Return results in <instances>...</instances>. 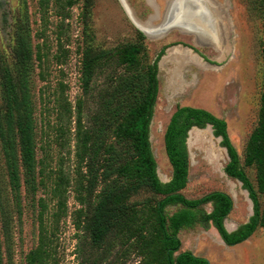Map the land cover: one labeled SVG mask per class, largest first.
Returning a JSON list of instances; mask_svg holds the SVG:
<instances>
[{"label":"rangeland","instance_id":"374dc122","mask_svg":"<svg viewBox=\"0 0 264 264\" xmlns=\"http://www.w3.org/2000/svg\"><path fill=\"white\" fill-rule=\"evenodd\" d=\"M124 1L143 24L157 10V17L150 20L155 28L165 26L173 0ZM206 1L207 14L213 17L210 29L217 30L219 45L211 40L209 31L189 30L186 21L171 30L145 35L128 18L119 0H93L89 12L84 0H0V68L2 64L14 67L13 50L21 35H29L34 51L31 90L37 160L36 192L27 191L21 176L22 186L16 193L10 184L1 136L6 125L0 86V227L6 231L2 264H27V256L39 245L42 228L50 241L48 264H141L138 250L121 244L113 234L99 245L86 237L82 252L77 250L74 222L83 224L89 212L88 204H81L89 200L81 188V183L87 185L83 141L97 127L94 117L99 113L101 96L113 90L112 75L124 73L123 66L110 61L96 71L85 94L82 61L86 47L116 53L126 44L142 43L149 62L166 48L158 62L159 92L150 126L151 149L162 182L170 181L173 172L165 150L166 128L177 108L188 106L205 109L227 122L230 140L256 184V170L245 164V153L257 125L264 89L263 9L259 0ZM183 50H189L197 62L185 66L186 85L174 93L166 87L167 72L162 64L170 53ZM107 139L115 144L112 135ZM188 152L189 180L182 194L188 199L215 191L229 194L234 205L225 225L230 232L236 231L252 217L254 205L242 183L224 171L229 157L222 138L216 137L211 127H195L190 132ZM160 199L162 196L142 190L130 202L140 208ZM180 208L168 206L166 213L172 215ZM200 209L210 213L213 207L206 204ZM178 237L180 252L191 251L210 264H264L263 228L236 246H227L211 225L182 229Z\"/></svg>","mask_w":264,"mask_h":264},{"label":"trees","instance_id":"16d2710c","mask_svg":"<svg viewBox=\"0 0 264 264\" xmlns=\"http://www.w3.org/2000/svg\"><path fill=\"white\" fill-rule=\"evenodd\" d=\"M85 10L90 11L93 0H84ZM264 13V0H259ZM83 18H87L84 13ZM143 33V32H142ZM140 35L143 38V35ZM143 44H126L117 50L94 51L86 47L82 61V85L84 93L97 70L116 60L124 67V73L111 77L113 90L101 96L99 113L94 117L97 125L84 139L86 182L81 188L90 200L86 221L74 222L81 253L82 240L88 237L93 245H99L108 235H116L121 244L135 247L142 257L141 264H210L207 258L191 251L180 252L182 229L196 224L205 229L213 226L227 246L247 241L259 228L264 229V89L261 94L258 120L246 147L245 164L256 170V184L245 171L240 156L233 146L227 122L209 111L194 107H179L172 115L164 134L165 150L172 167V178L162 182L151 149L150 126L158 97V62L164 48L149 62ZM34 51L29 35L17 38L13 50L14 67L2 64L0 68L1 104L6 128L1 131L8 160L9 180L18 193L21 176L27 191L37 190V160L35 143L32 74ZM264 60V43L262 49ZM264 81V67H263ZM211 126L216 137L222 138L229 161L225 173L242 183L254 205L249 221L236 231L230 232L225 225L233 210V199L222 191H215L199 199H188L182 191L189 180L190 159L187 146L188 133L192 128ZM112 135L115 144L108 143ZM21 169V172H20ZM101 189L98 191V187ZM142 190H150L162 196L154 205L138 208L130 202ZM211 204L210 213L200 208ZM181 208L168 215V206ZM0 227V264H2V237ZM49 236L42 228L39 245L27 256V264H48L51 257Z\"/></svg>","mask_w":264,"mask_h":264},{"label":"bare ground","instance_id":"6f19581e","mask_svg":"<svg viewBox=\"0 0 264 264\" xmlns=\"http://www.w3.org/2000/svg\"><path fill=\"white\" fill-rule=\"evenodd\" d=\"M122 1L125 2L124 0ZM208 5L209 3L206 0H173L169 4L167 22L165 25L178 26L182 25V21H186L190 24L191 29H193L191 31L193 32L199 31L203 34V32L209 31L211 40L219 45L220 38L217 30L216 32H212L210 29V22L213 17L207 14L209 10ZM162 29L163 28L160 30ZM154 32V30L152 32L149 31L150 34ZM195 61V57L190 56L186 52L174 51L170 53L169 57L164 61L165 63L162 64V68L166 69L167 72L166 87L171 89L174 93L181 91L186 85V81L183 78V70L186 65H192L197 62Z\"/></svg>","mask_w":264,"mask_h":264},{"label":"water","instance_id":"95a60500","mask_svg":"<svg viewBox=\"0 0 264 264\" xmlns=\"http://www.w3.org/2000/svg\"><path fill=\"white\" fill-rule=\"evenodd\" d=\"M119 2L121 3V5H122V7H123V9H124V11L126 12V14H127V16H128V18L131 20V22L135 25V27L137 28V29H139L141 32H143L145 35H149L150 33H149V31H155V32H157L158 30H160L161 29V27L163 28L162 29V31H168V30H171L172 28H174V26H171V25H163V26H158V27H152L151 26V22H150V20L152 19V18H156L157 17V10H156V14H154V15H152L151 17H150V19H149V21L148 22H146V23H141L136 17H135V15H134V13L132 12V10L130 9V7H129V9H130V11L128 10V8L124 5V2L122 1V0H119ZM190 30H193V29H190ZM154 32V33H155ZM183 51H185V52H187L188 54H189V50H183ZM170 52V51H169ZM208 127H211V126H208ZM193 129V128H192ZM191 129V130H192ZM191 130L189 131V133H188V138H187V146H188V141H189V137H190V132H191ZM157 173H158V171H157ZM224 242V241H223Z\"/></svg>","mask_w":264,"mask_h":264},{"label":"flooded vegetation","instance_id":"af4514ba","mask_svg":"<svg viewBox=\"0 0 264 264\" xmlns=\"http://www.w3.org/2000/svg\"><path fill=\"white\" fill-rule=\"evenodd\" d=\"M212 128V127H211Z\"/></svg>","mask_w":264,"mask_h":264}]
</instances>
